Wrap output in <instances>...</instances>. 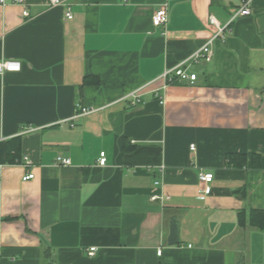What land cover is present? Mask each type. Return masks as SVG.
Returning a JSON list of instances; mask_svg holds the SVG:
<instances>
[{
    "label": "crops",
    "instance_id": "obj_1",
    "mask_svg": "<svg viewBox=\"0 0 264 264\" xmlns=\"http://www.w3.org/2000/svg\"><path fill=\"white\" fill-rule=\"evenodd\" d=\"M8 1L0 61L22 68L0 74V264H264V230L239 222L264 210V0ZM247 2L198 79L160 103L161 82L146 85L216 33L210 16L226 25ZM76 102L96 111L73 118Z\"/></svg>",
    "mask_w": 264,
    "mask_h": 264
},
{
    "label": "built area",
    "instance_id": "obj_2",
    "mask_svg": "<svg viewBox=\"0 0 264 264\" xmlns=\"http://www.w3.org/2000/svg\"><path fill=\"white\" fill-rule=\"evenodd\" d=\"M25 0H11V3H24ZM8 0H0V4L6 5L8 4ZM48 5L51 6H59V5H66L65 0H48ZM251 13V6L249 2L244 4L240 10L230 19V21L226 25H221L218 20L214 16L209 17V22L216 27V33L199 49L197 50L191 57H189L187 60L179 64L178 66L167 69L165 72L158 78L154 79L153 81H150L148 83L149 86L151 84L159 83L161 82V85L155 87L152 92L156 95V97L160 100V103H164V95L163 92L168 88L169 85L173 83H185L190 82L194 83L198 79L197 73L193 72L191 70L192 65L195 62H199L200 60L205 61H211L214 55V51L212 48L213 42L218 39L222 38L225 40L227 38V32L230 30V23L238 17V16H245ZM25 15H28L27 11H24ZM67 18L72 19L73 14L71 11H68ZM152 21L154 26H166L169 21V14H168V4L165 2L163 3L153 14ZM22 68L21 62L17 60H4L0 61V74H3L4 72H18ZM141 90H136L134 92H131L128 97L132 98V103L137 104L141 101ZM96 111L94 108H89L86 106H83L81 103L76 102L75 108H74V116L73 118H78L80 116L90 114L92 112ZM192 149H194V145L191 146ZM99 163L101 165H105L107 163V157L105 152H101ZM32 164L31 159L26 156L24 158V165L29 167ZM56 165H69L71 164V159L58 156L55 161ZM35 178L34 171L27 172L23 179L24 180H30ZM200 181L202 183V192L204 194H209L211 192V183L214 179L213 173H200L199 175ZM157 196H154L153 199L155 200ZM96 248L93 247L89 251V255L95 254ZM159 254L162 253V250L158 251Z\"/></svg>",
    "mask_w": 264,
    "mask_h": 264
},
{
    "label": "trees",
    "instance_id": "obj_3",
    "mask_svg": "<svg viewBox=\"0 0 264 264\" xmlns=\"http://www.w3.org/2000/svg\"><path fill=\"white\" fill-rule=\"evenodd\" d=\"M12 150L8 151L9 158L15 155H12ZM13 152L17 153V150H13ZM10 158V159H11ZM238 160V162L235 160ZM245 154L244 155H234L231 154L228 156L227 164L230 166H241L245 162ZM12 160V159H11ZM10 160V161H11ZM239 222L240 224H246L249 223L252 226H255L259 229L264 230V210H257V209H250L248 212L246 210H242L239 213ZM11 219V218H7ZM178 239V225L175 219L171 222V233H170V242L175 243Z\"/></svg>",
    "mask_w": 264,
    "mask_h": 264
}]
</instances>
